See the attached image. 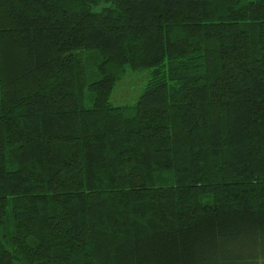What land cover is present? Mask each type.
<instances>
[{"label":"trees","instance_id":"trees-1","mask_svg":"<svg viewBox=\"0 0 264 264\" xmlns=\"http://www.w3.org/2000/svg\"><path fill=\"white\" fill-rule=\"evenodd\" d=\"M0 264H264V0H0Z\"/></svg>","mask_w":264,"mask_h":264},{"label":"rangeland","instance_id":"rangeland-1","mask_svg":"<svg viewBox=\"0 0 264 264\" xmlns=\"http://www.w3.org/2000/svg\"><path fill=\"white\" fill-rule=\"evenodd\" d=\"M151 75L150 68H127L124 77L115 88L111 101L115 104H134L138 101ZM92 101L87 100L90 105Z\"/></svg>","mask_w":264,"mask_h":264}]
</instances>
